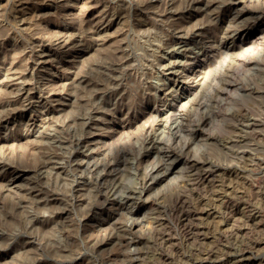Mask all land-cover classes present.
I'll list each match as a JSON object with an SVG mask.
<instances>
[{"label":"rangeland","instance_id":"1","mask_svg":"<svg viewBox=\"0 0 264 264\" xmlns=\"http://www.w3.org/2000/svg\"><path fill=\"white\" fill-rule=\"evenodd\" d=\"M0 264H264V0H0Z\"/></svg>","mask_w":264,"mask_h":264},{"label":"bare ground","instance_id":"2","mask_svg":"<svg viewBox=\"0 0 264 264\" xmlns=\"http://www.w3.org/2000/svg\"><path fill=\"white\" fill-rule=\"evenodd\" d=\"M117 1H120V2H124L125 0H117ZM206 2H207V0H205ZM211 0H209V2H210ZM204 3V2H203ZM237 12V11H236ZM238 14V13H237ZM240 15H242L241 13H239ZM240 15H238V16H236L235 18H237V17H240ZM233 16V15H232ZM231 18V17H230ZM229 18V19H230ZM229 19H228V21H229ZM236 20V19H235ZM235 22V21H234ZM228 24V23H227ZM232 24V23H231ZM234 24V23H233ZM232 24V25H233ZM228 26H230L229 24H228ZM226 27V28H229V27ZM237 25H235V27H236ZM230 28H232V27H230ZM234 28V27H233ZM187 29V28H186ZM185 29V31L184 32H186L187 30L189 31V29H187L186 30ZM184 30V29H183ZM197 31V30H196ZM229 31V30H228ZM237 30H235V32H236ZM181 32V31H180ZM192 32V31H191ZM225 32V31H224ZM187 33V32H186ZM228 33V32H227ZM231 34H232V32H231ZM180 35H183V34H180ZM186 35V34H185ZM187 36H189V35H187ZM65 43V42H64ZM183 46H181L180 48H182ZM186 48V47H185ZM185 48H183V49H185ZM183 49H179L178 51H180V50H183ZM177 53V52H176ZM186 55V54H185ZM229 55V54H228ZM164 57V56H163ZM227 59V58H226ZM235 59V58H234ZM116 62H118L117 60H116ZM120 62V61H119ZM171 62V61H170ZM172 63V62H171ZM114 64V63H113ZM117 64V63H116ZM175 64V63H174ZM115 65V64H114ZM187 65V64H186ZM185 65V66H186ZM119 66H121V65H119ZM172 66H173V64H172ZM164 67V66H163ZM171 68V67H170ZM182 70V69H181ZM251 70V69H250ZM181 74V73H180ZM176 78V77H175ZM109 79V78H108ZM183 79V78H182ZM107 80V79H106ZM111 80V79H110ZM185 81V80H184ZM107 82H109V81H107ZM110 83V82H109ZM106 85V84H105ZM104 86V85H103ZM101 87V86H100ZM103 88V87H102ZM101 88V89H102ZM95 93H96V91H95ZM251 93V92H250ZM178 96V95H177ZM89 99V98H88ZM85 102V101H84ZM86 103H88V101L86 102ZM89 103H90V101H89ZM88 103V104H89ZM92 103V102H91ZM90 103V104H91ZM88 104H87V106H88ZM85 105V104H84ZM94 106V105H93ZM93 106H92V108H93ZM96 106V105H95ZM94 106V107H95ZM89 107V106H88ZM91 107V106H90ZM83 108V107H82ZM93 109H95V108H93ZM96 110V109H95ZM90 111H92V110H90ZM89 112V111H88ZM92 113V112H91ZM91 113L89 114L90 115V117H91ZM74 114H76V113H74ZM74 114H73V116H74ZM83 115V114H82ZM72 116V115H71ZM95 116V115H94ZM84 117H86L85 115H84ZM93 117V116H92ZM69 118H71V117H69ZM76 118H77V114H76ZM87 118V117H86ZM74 119V118H73ZM92 119V118H91ZM68 120V119H67ZM75 120V119H74ZM81 120V119H80ZM80 120H78V124H79V121ZM85 120V119H84ZM74 122V121H73ZM83 121L81 120V123H82ZM88 122H89V119H88ZM84 124H87L86 122L84 123ZM80 125H82V124H80ZM83 126V125H82ZM81 126V127H82ZM85 127H86V125H84ZM163 127V126H162ZM153 130V129H152ZM151 134V133H150ZM155 136V135H154ZM86 137V136H85ZM82 138V137H81ZM81 138H79L78 137V139L77 140H75V146H76V148L73 150V151H71L70 152V155H69V157H70V161L71 162H73V164L72 165H74V170L76 171H78L80 168H87V169H89V170H91L92 172H93V177H96L97 179H98V181H101V180H106L105 178L107 177V175H108V172H110V170H111V168L109 167V166H111L110 164H109V162H108V160H106L107 159V157H105V156H97L98 154L96 153V150H95V148H93V146L88 142V139H81ZM160 138V137H159ZM156 140V139H155ZM158 140H160V139H158ZM90 141V140H89ZM161 141V140H160ZM74 142V141H73ZM150 142H151V140H150ZM158 142V141H157ZM92 143V142H91ZM149 143V142H148ZM157 144V143H156ZM209 144V143H208ZM164 145V144H163ZM162 145V146H163ZM150 148V147H149ZM97 149V148H96ZM162 149V148H161ZM99 150V149H98ZM100 152H101V150H100ZM105 152V151H104ZM120 152V151H119ZM123 152V151H122ZM126 152V151H125ZM166 152V151H165ZM157 153V152H156ZM168 153V152H167ZM101 154V153H100ZM99 154V155H100ZM122 155V154H121ZM121 155L118 157V155H115V157L117 156L118 158H117V162L119 163V162H122V157H121ZM157 155V154H156ZM159 155V154H158ZM240 155V154H239ZM107 156V155H106ZM123 156V155H122ZM160 156V155H159ZM163 158V157H162ZM115 159V158H114ZM123 159H124V157H123ZM173 159V158H172ZM68 160V159H67ZM126 160H127V156H126ZM175 160V159H174ZM71 162H70V164H71ZM116 162V163H117ZM160 162V161H159ZM169 162V161H168ZM194 163V162H193ZM43 164V163H42ZM125 164H127V163H125ZM158 164V163H157ZM199 166V165H198ZM69 167V166H68ZM169 167V166H168ZM121 168H122V166H121ZM161 168V167H160ZM164 168V167H163ZM203 168V167H202ZM69 169V168H68ZM191 169V168H190ZM199 169V168H198ZM113 170V169H112ZM116 170V169H115ZM157 170V169H156ZM163 170V169H162ZM161 170V171H162ZM164 170H165V168H164ZM164 170H163V172H164ZM74 171V172H75ZM209 171V170H208ZM211 171V170H210ZM209 171V172H210ZM200 172V171H199ZM160 172H158V174H159ZM165 173V172H164ZM157 174V173H156ZM151 175V174H150ZM152 175H153V173H152ZM71 176V175H70ZM82 176V175H81ZM121 176V175H120ZM158 176V175H157ZM92 177V178H93ZM161 177H163V175H161L160 174V176H158V177H156L155 176V173H154V176H151V179L152 178H161ZM116 179V178H115ZM118 180V179H117ZM62 181V180H61ZM65 182H67V180H64ZM64 181H63V183H64ZM92 181V180H91ZM107 182H109L108 180H106ZM75 182V181H74ZM116 182V181H115ZM100 183V182H99ZM104 183V182H103ZM102 183V184H103ZM110 183V182H109ZM113 183V182H112ZM118 183V182H117ZM108 184V183H107ZM111 184V183H110ZM114 184V183H113ZM122 184V183H121ZM104 185H106V183L104 184ZM115 185H117V184H114V185H110V187H113V191H115L116 190V188L117 187H115ZM101 186V185H100ZM121 186V185H120ZM68 187V186H67ZM105 187V186H104ZM122 188H123V186H121ZM109 188V187H108ZM107 187H106V189H108ZM104 189V188H103ZM105 189V190H106ZM118 190V189H117ZM116 190V191H117ZM107 191V190H106ZM112 191V190H111ZM119 191H120V189H119ZM100 192H101V190H100ZM105 192V191H104ZM103 192V193H104ZM108 192H109V190H108ZM110 193H112V192H110ZM113 193H116V192H113ZM118 194V193H117ZM98 195V194H97ZM96 195V196H97ZM110 195V194H109ZM114 195V194H113ZM119 195V194H118ZM130 195V194H129ZM125 196V195H124ZM94 197H95V194H94ZM111 197V196H110ZM114 197H116L115 195H114ZM113 197V198H114ZM118 197V196H117ZM116 197V198H117ZM180 197V196H179ZM178 197V198H179ZM123 197L121 196V199H122ZM129 198V197H128ZM96 199V198H95ZM126 199V198H125ZM181 199H182V197H181ZM180 199V200H181ZM104 200V199H103ZM118 200V199H117ZM117 200H116V202H117ZM90 201V200H89ZM105 201L106 202H103L104 203V206L106 205V204H109V203H112L111 201H113V203H114V201L115 200H111V201H108V198H105ZM124 201V200H123ZM177 201H178V199H177ZM85 202V201H84ZM87 202V201H86ZM126 202V201H125ZM100 204H102V202H99L98 200L97 201H92V202H88L87 204H85V205H83V207H84V209H91V210H95V208H99L98 206L100 205ZM118 205H120V204H118ZM102 206V205H101ZM103 206V207H104ZM121 206V205H120ZM122 206H123V204H122ZM121 208V207H120ZM98 211V210H97ZM95 212V211H94ZM56 216H57V213H56ZM133 220H134V218H133ZM140 222V221H139ZM123 224V223H122ZM126 227V226H125ZM130 227V226H129ZM129 227H126L127 229L129 228ZM137 229V228H136ZM126 231V230H125ZM136 231V230H135ZM130 232V231H129ZM133 234V233H132ZM114 235V234H113ZM134 235H136V234H134ZM105 239V238H104ZM103 239V240H104ZM130 240V239H129ZM136 241H137V239H136ZM141 249V248H140ZM134 253H136V252H134ZM140 254V253H139ZM134 255V254H133ZM134 257H137V259H138V255H134ZM129 259V258H128ZM132 260H133V258H132Z\"/></svg>","mask_w":264,"mask_h":264}]
</instances>
